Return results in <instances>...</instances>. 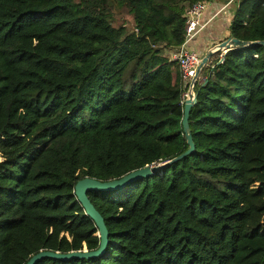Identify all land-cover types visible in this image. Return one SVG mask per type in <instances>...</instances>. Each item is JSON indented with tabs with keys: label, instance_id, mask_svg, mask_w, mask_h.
I'll return each instance as SVG.
<instances>
[{
	"label": "trees",
	"instance_id": "16d2710c",
	"mask_svg": "<svg viewBox=\"0 0 264 264\" xmlns=\"http://www.w3.org/2000/svg\"><path fill=\"white\" fill-rule=\"evenodd\" d=\"M201 1L230 0H0V264L96 250L75 184L188 149L186 87L165 49L183 43L185 10ZM232 11L230 37L264 42V0ZM201 73L195 151L87 193L108 231L103 256L37 264H264V47L232 49Z\"/></svg>",
	"mask_w": 264,
	"mask_h": 264
},
{
	"label": "water",
	"instance_id": "95a60500",
	"mask_svg": "<svg viewBox=\"0 0 264 264\" xmlns=\"http://www.w3.org/2000/svg\"><path fill=\"white\" fill-rule=\"evenodd\" d=\"M253 46H263L264 42H242L235 38L229 37L226 40L220 42L216 47L209 50L201 59L200 64L196 70L195 76L190 83L189 89L187 91V100L183 106V116H182V128L185 135L186 144L188 149L179 155L178 157L162 163L152 166H146L142 169L132 171L119 179H115L107 182H100L94 179L85 178L78 181L74 187V195L77 198L78 203L81 205L82 209L85 212V215L89 217L95 224L98 232L96 236L99 238V246L96 250L88 251L86 247H83L81 251H73L67 254H61L58 252H49V251H40L39 253L33 255L25 264H37L41 260L51 259L57 261H69V260H90L103 256L105 254L107 245H108V231L104 224V220L101 215L96 211L94 206L89 201L87 196L88 192H115L126 188L132 183L153 176L157 172H160L162 169L177 163L188 155L192 154L195 151V146L192 141L191 133L188 125L189 112L192 106L195 104L196 96L193 93V87L196 82L198 75L201 70L208 64L211 58H213L217 53L228 52L235 48H246Z\"/></svg>",
	"mask_w": 264,
	"mask_h": 264
},
{
	"label": "built area",
	"instance_id": "2783aa9c",
	"mask_svg": "<svg viewBox=\"0 0 264 264\" xmlns=\"http://www.w3.org/2000/svg\"><path fill=\"white\" fill-rule=\"evenodd\" d=\"M233 1L234 0H230L224 4H221L217 1H201L188 7L184 13L185 23H184L183 43L178 47L165 49V55L168 58V60L172 63L177 64V66L179 67L183 84L186 87L185 92L182 94L181 97V102H180L181 106H184L185 101L188 98L187 91L189 89L191 81L195 76L198 65L200 64L201 59L203 57L196 50H194L195 38L205 29V27L212 20L219 18L220 16L226 18L228 21L231 20L233 17V11H232ZM209 11L213 14L211 18L205 21L204 16ZM218 44L214 46H210L209 50L216 47ZM226 54L227 53L225 51L217 53L214 56L216 59L214 60V64L209 65L210 62L209 61L208 64L201 70V72L205 68H210V71L212 72V70L216 66L223 63ZM201 72L198 75L195 84H199L203 86L206 83L207 76L202 75ZM193 93H194V87H193Z\"/></svg>",
	"mask_w": 264,
	"mask_h": 264
},
{
	"label": "crops",
	"instance_id": "0c3cea01",
	"mask_svg": "<svg viewBox=\"0 0 264 264\" xmlns=\"http://www.w3.org/2000/svg\"><path fill=\"white\" fill-rule=\"evenodd\" d=\"M212 14L213 13L210 11L207 12L204 16V20L207 21L211 18ZM228 28L229 25L226 18L220 16L212 20L195 38L194 50L201 56H204L209 51L210 46H214L230 37Z\"/></svg>",
	"mask_w": 264,
	"mask_h": 264
},
{
	"label": "rangeland",
	"instance_id": "374dc122",
	"mask_svg": "<svg viewBox=\"0 0 264 264\" xmlns=\"http://www.w3.org/2000/svg\"><path fill=\"white\" fill-rule=\"evenodd\" d=\"M115 18H116V21L118 22V24H121L124 21L126 23V25L128 26V28L131 29L130 27L132 26V23L127 18V16H125L124 13H117L115 15ZM214 60H215V57L210 60L209 65H213L214 64Z\"/></svg>",
	"mask_w": 264,
	"mask_h": 264
}]
</instances>
